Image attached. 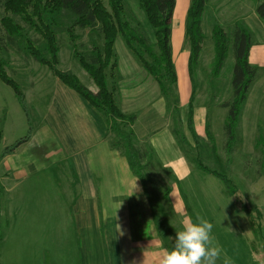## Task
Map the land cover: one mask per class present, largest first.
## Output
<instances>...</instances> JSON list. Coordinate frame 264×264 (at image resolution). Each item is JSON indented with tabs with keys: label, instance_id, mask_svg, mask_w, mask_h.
<instances>
[{
	"label": "crops",
	"instance_id": "obj_1",
	"mask_svg": "<svg viewBox=\"0 0 264 264\" xmlns=\"http://www.w3.org/2000/svg\"><path fill=\"white\" fill-rule=\"evenodd\" d=\"M183 1L186 7L188 0ZM179 10L174 13L172 45L178 100L187 117L179 108L188 125L194 90L191 45L186 36L187 15L183 8ZM247 22L256 39L250 51V62L256 65L257 56L252 53L259 41L252 24L259 26L260 20L252 15ZM185 71L189 78L185 76L187 83L180 86ZM127 81L117 77L118 102L124 112L137 115L136 139L152 151L155 178L186 181L193 171L170 120L165 119L167 99L162 91L158 100L145 96L146 91L140 98L145 104L137 113L143 81ZM45 94L36 97L45 99ZM39 107L47 113L33 124L31 138L0 159V192L7 194L0 202V216H5V227H0V264H20L21 260L22 264H158V257L173 248L175 235L171 241L166 239L168 225L157 221L152 194L126 155L112 147L113 134L104 114L59 80L53 95ZM158 112L164 117L160 123L155 118ZM207 121L205 105L194 104V133H185L190 145L208 140ZM166 190L163 199L174 193ZM31 251H38L37 259H30ZM217 264H223L222 259Z\"/></svg>",
	"mask_w": 264,
	"mask_h": 264
},
{
	"label": "rangeland",
	"instance_id": "obj_2",
	"mask_svg": "<svg viewBox=\"0 0 264 264\" xmlns=\"http://www.w3.org/2000/svg\"><path fill=\"white\" fill-rule=\"evenodd\" d=\"M190 1L188 0L184 7V1L178 0L176 11L180 9L179 13H181L183 8L186 17ZM123 2L126 15L130 20L138 17L146 26H149L138 0H123ZM258 4L259 0H210L206 5L203 15L205 39L199 63L194 70L196 88L194 104L203 103L207 108L209 138L203 142L198 141L196 147L190 145L187 140L185 144H182L187 154V164L193 171L189 179L182 182L179 179H170L173 178L172 176L167 182L156 178L150 179L147 183V189L152 194L155 217L163 226L168 225L166 239L171 241L172 236H176V232L182 230L185 220L195 221L198 216H202L214 225L211 235L214 243L222 249L219 259H222L223 264H264V19L257 13ZM50 12L42 13L44 20L42 23H37V26L25 23L18 16L8 13L21 24V31L17 32L18 35L14 41H9L3 48L1 47L0 58L9 78L16 81L22 88L28 111L14 87L0 77V129L2 130L0 159L6 146L24 137L31 125L33 127L44 119L47 111L45 107L40 108L39 104L45 105L47 98L51 97L56 90L58 80L62 81L48 65L35 60L30 53L29 43H32L47 57L51 56L47 50V40L43 35L44 29L54 33L59 45L58 68L73 71L89 88L98 90L94 79L74 52L71 33L75 29L77 47L86 53H91L102 46L101 34L90 27L81 28L73 24L66 10ZM4 15L6 12L2 11L0 19ZM252 15H256L260 20L259 26L252 24L259 41L252 53L255 58L257 56L256 66L259 75L243 104L233 143L229 145L225 128L229 109L222 103L233 93L235 55L233 48H230L221 73L218 76L213 75L215 49L212 29L219 23L231 37L236 23H244L251 31L247 18ZM252 34L254 36L253 32ZM115 52L119 62L118 68L114 71L116 72L115 80L121 77L129 82L143 81L141 85L143 89L140 90L142 95L138 97V103L135 104L137 113H140L139 109L145 104L140 99L144 98V93L147 91L145 96L158 100L161 88L156 79L138 62L121 35L116 40ZM184 76L189 78L187 71L185 75H181L180 86L185 81ZM114 78L111 77L110 80ZM33 83L37 89L33 88ZM43 92L46 93L45 99L36 97L38 93ZM169 92V102L166 96H163L168 102V113L165 119L170 120V124L179 133H186V131L189 133L190 126L185 125L186 122L181 116L179 88L175 85L169 88ZM185 105L188 113V103ZM184 117H187V114ZM151 118L154 117L151 116ZM155 118L159 123L164 120L160 112L156 113ZM200 162L224 174L229 181V186L220 177L200 166ZM143 172L146 171L143 170ZM167 187L174 193L163 199L161 196L167 191ZM6 197L5 190L1 191V205ZM246 208L252 212V222ZM259 222L263 226L262 234H256L253 230V223L258 226ZM0 227H5L3 214L0 216ZM19 255L22 258V253ZM38 256V251H31L30 259H37ZM24 260L29 262V258Z\"/></svg>",
	"mask_w": 264,
	"mask_h": 264
},
{
	"label": "trees",
	"instance_id": "obj_3",
	"mask_svg": "<svg viewBox=\"0 0 264 264\" xmlns=\"http://www.w3.org/2000/svg\"><path fill=\"white\" fill-rule=\"evenodd\" d=\"M209 1L191 0L187 12L186 36L191 45L189 70L194 86L188 114V124L192 133H194V97L196 94L194 70L199 63L205 39L203 15ZM138 3L149 26H146L138 17H135L134 20L129 19L123 0H0V15L2 11L6 12V15L0 19V49L7 42L14 41L18 35L17 32L21 31V24L10 17L8 13L18 16L25 23L37 26V23H42L44 20L42 15L44 11L57 13L66 10L72 18L73 24L81 28L90 27L101 34L102 46L91 53H86L77 47L75 29L71 33V40L75 47L74 52L94 79L98 87L97 91L90 89L73 71L58 68L60 48L51 30H43L50 57L43 54L32 43H29V49L35 60L48 65L65 84L75 89L104 114L113 134L111 138L112 147L121 150L126 155L134 173L148 187V181L156 179L153 154L149 146L136 139L133 126L137 115L124 112L118 102L117 85L114 78L116 75L114 71L118 67L115 45L118 36L121 35L134 56L156 79L169 102V88H173L178 82L172 45L173 19L177 0H138ZM257 13L264 19V0H259ZM212 38L215 49L214 69L212 71L214 76L221 73L230 48H233L235 55L232 77L233 93L228 100L222 103L229 109L225 128L229 137L227 142L230 145L235 137L236 124L241 116L243 104L248 97L251 86L259 75L258 67L250 62V51L255 39L244 23H236V28L231 37L225 28L217 23L212 29ZM0 77L14 87L28 111V104L22 88L16 81L9 78L3 68L1 58ZM111 77L114 79L110 80ZM178 112H180L179 108ZM32 131L31 125L24 137L3 149L1 157L15 152L19 146L27 142L31 138ZM174 133L181 144L186 143L185 133H179L175 128ZM1 137L2 130L0 129ZM200 166L220 177L229 186V181L224 174L206 167V164L204 165L202 162H200ZM246 211L251 216L250 221L252 222V212L248 208ZM258 218H261L260 211ZM253 230L256 234H262V223L259 222L258 226L253 223Z\"/></svg>",
	"mask_w": 264,
	"mask_h": 264
},
{
	"label": "clouds",
	"instance_id": "obj_4",
	"mask_svg": "<svg viewBox=\"0 0 264 264\" xmlns=\"http://www.w3.org/2000/svg\"><path fill=\"white\" fill-rule=\"evenodd\" d=\"M213 227L202 216L195 221L185 220L182 230L176 232L173 248L158 257V264H217L222 249L214 243L211 235Z\"/></svg>",
	"mask_w": 264,
	"mask_h": 264
},
{
	"label": "bare ground",
	"instance_id": "obj_5",
	"mask_svg": "<svg viewBox=\"0 0 264 264\" xmlns=\"http://www.w3.org/2000/svg\"><path fill=\"white\" fill-rule=\"evenodd\" d=\"M179 69V68H178ZM180 75V74H179ZM184 78H185V76H184Z\"/></svg>",
	"mask_w": 264,
	"mask_h": 264
}]
</instances>
